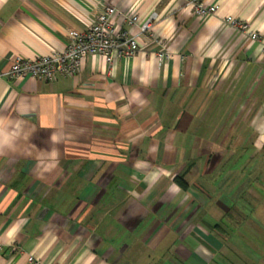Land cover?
<instances>
[{"label": "crops", "instance_id": "obj_1", "mask_svg": "<svg viewBox=\"0 0 264 264\" xmlns=\"http://www.w3.org/2000/svg\"><path fill=\"white\" fill-rule=\"evenodd\" d=\"M203 1L219 11L199 18L186 0H0V264H208L224 247L222 220L238 231L249 220L259 237L264 0ZM105 6L153 18L140 34L114 16L138 36L136 56L89 55L52 82L8 77L18 56L63 51Z\"/></svg>", "mask_w": 264, "mask_h": 264}, {"label": "built area", "instance_id": "obj_2", "mask_svg": "<svg viewBox=\"0 0 264 264\" xmlns=\"http://www.w3.org/2000/svg\"><path fill=\"white\" fill-rule=\"evenodd\" d=\"M190 13L199 18L215 15L219 5L206 3L203 0H186ZM120 14L127 24L137 25L140 34L152 29L153 18L141 20L136 14H123L114 6H105L97 15L96 20L85 30H70L69 42L63 51H55L34 58L16 57L7 75L10 79L26 76L49 82L62 76H75L82 68L84 59L89 55L103 56L111 64L117 57H134L140 50L138 36L131 35L127 30L115 23L114 16ZM225 22L247 32L252 40L259 39L257 32L249 33V24L240 22L233 16H226ZM160 56L168 57L164 53ZM30 264H40V260L32 255L28 257Z\"/></svg>", "mask_w": 264, "mask_h": 264}, {"label": "rangeland", "instance_id": "obj_3", "mask_svg": "<svg viewBox=\"0 0 264 264\" xmlns=\"http://www.w3.org/2000/svg\"><path fill=\"white\" fill-rule=\"evenodd\" d=\"M208 143H210V146H214L217 142L209 141ZM242 155L245 156V154ZM244 158L241 157L239 159L242 161ZM216 159L214 157L210 163L214 164ZM236 163H239L238 158L234 164ZM243 207L247 210L250 206L245 205ZM247 221L245 223H243V220L238 222L239 225L243 223V227L240 226V231L236 229V224L232 221L222 220V223H219L223 230L219 232L222 234L224 247L223 249L220 248L221 250L219 251H212L213 258L208 264H252L251 261H255V258L258 262L264 260V230L257 231L259 237L252 236L253 229L251 231L249 227L251 221ZM257 223L260 222L257 221ZM225 226L231 227V230H224Z\"/></svg>", "mask_w": 264, "mask_h": 264}, {"label": "trees", "instance_id": "obj_4", "mask_svg": "<svg viewBox=\"0 0 264 264\" xmlns=\"http://www.w3.org/2000/svg\"><path fill=\"white\" fill-rule=\"evenodd\" d=\"M175 180L182 188H186L187 187V182L185 181L183 176H176Z\"/></svg>", "mask_w": 264, "mask_h": 264}]
</instances>
